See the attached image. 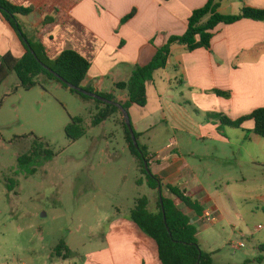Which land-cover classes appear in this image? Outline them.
<instances>
[{
    "label": "crops",
    "instance_id": "obj_1",
    "mask_svg": "<svg viewBox=\"0 0 264 264\" xmlns=\"http://www.w3.org/2000/svg\"><path fill=\"white\" fill-rule=\"evenodd\" d=\"M7 1L33 9L30 16L19 17L23 31L41 43L50 58L67 49L90 54L93 63L82 87L103 94L107 82L115 88L128 82L135 67L149 64L170 37L184 35L194 11L209 2L52 0L47 5V1ZM244 8L264 10V0H221L218 11L237 15ZM47 17L54 22L44 25ZM75 26L83 31L82 36ZM26 53L19 34L0 13V56L21 59ZM106 94L117 103L128 100V93L120 98ZM147 98L146 107L132 106L128 112L139 144L148 150L151 171L164 187L178 188L203 214L217 212L218 222L208 224L178 202L198 228L201 249L216 264L226 242L202 244L206 227L225 225L235 230L241 218L237 198L264 205V139L254 133V121L235 129L224 127L214 117L236 121L264 109V22L244 19L220 25L210 50L190 52L185 46H173L167 68L147 84ZM246 166L255 170L260 183L247 185ZM106 242V254L95 253L83 264H161L156 242L130 215L113 221Z\"/></svg>",
    "mask_w": 264,
    "mask_h": 264
},
{
    "label": "rangeland",
    "instance_id": "obj_2",
    "mask_svg": "<svg viewBox=\"0 0 264 264\" xmlns=\"http://www.w3.org/2000/svg\"><path fill=\"white\" fill-rule=\"evenodd\" d=\"M38 82L40 86L24 90L13 73L0 86V264H83L95 253L106 254L114 220L128 217L141 198L155 202L157 192L149 189L130 150L120 113L94 126L104 106L46 78ZM106 93L127 95L111 82ZM74 118L83 121L85 130L77 141L66 134ZM41 143L55 157L36 158L34 175L28 173L32 168L22 171L19 158ZM254 171L245 167L247 185L261 182ZM236 202L241 218L235 230L207 226L201 242H226L216 264H264L258 261L264 256V205L240 198ZM229 239L245 247L235 252ZM63 242L66 248L57 252Z\"/></svg>",
    "mask_w": 264,
    "mask_h": 264
},
{
    "label": "trees",
    "instance_id": "obj_3",
    "mask_svg": "<svg viewBox=\"0 0 264 264\" xmlns=\"http://www.w3.org/2000/svg\"><path fill=\"white\" fill-rule=\"evenodd\" d=\"M220 1L209 0L203 8L194 11L184 35L170 37L167 43L157 50L149 64L136 66L128 82L116 85L118 90L127 91L128 93V100L125 103H119L125 111L129 112L132 106L141 108L147 106V84L154 79L157 72L167 68L173 46H185L190 52L198 49L210 50L214 31L220 25H232L244 19L264 22V10L244 8L237 15H222L218 11ZM0 13L19 34L27 50V53L21 59H16L10 54L3 57L0 56V86L14 73L17 75L21 88L27 91L40 86L39 78H46L69 89L56 75L76 88H83L82 84L86 80L93 63V58L90 54L86 55L75 49H67L61 52L57 58L52 59L47 55L41 43L30 40L23 31L19 17L30 16L33 13L32 8L16 6L7 0H0ZM131 17L132 15L125 21ZM53 22L54 18L47 17L44 25ZM75 27V31L82 36L83 31L80 27ZM23 40L27 41L31 50L35 52L36 57L27 48ZM87 41L90 42V39L87 38ZM69 90L84 100H92L99 106H104V110L95 119L94 126L102 124L116 112L123 116L121 110L116 106L107 105L82 95L76 90ZM85 90L95 93L93 89ZM96 93L117 103L112 95ZM217 94L229 97L224 93L217 92ZM214 117L219 119L224 127L235 129L241 128L245 122L254 121V133L264 139V109L255 110L252 114L236 121L221 115H215ZM82 123L83 121L80 118H74L72 119V124L66 128V134L72 141H77L84 136L85 130L82 127ZM123 125L127 132L130 150L139 160L141 172L146 176L149 189L157 192V199L153 203L146 197L136 201V206L130 213L131 221L156 242L161 264H214L212 255L203 252L201 249L197 238L198 228L195 224H192L191 217L180 209L178 202L186 205L198 216L203 215V209L187 198L178 188L163 186L162 181L151 171L148 150L140 144L139 148H136L124 118ZM135 136L139 139V135L136 132ZM39 147V149H34L35 151L31 154L22 155L19 158V168L22 171L32 168L28 173L34 175L36 169H33V167L35 166L36 158L40 157L41 154L47 161L55 157V154L49 149V145L41 143ZM145 164L148 165L150 173L147 172ZM139 184L142 185L143 182L140 181ZM160 187L161 191H159ZM165 191H168L170 197L164 195ZM161 200L163 203H161ZM63 248H66L64 242L58 246L56 251L59 252ZM260 251L264 252V245L260 247ZM258 261L263 262L264 256L259 257ZM248 263L246 262L245 264Z\"/></svg>",
    "mask_w": 264,
    "mask_h": 264
},
{
    "label": "water",
    "instance_id": "obj_4",
    "mask_svg": "<svg viewBox=\"0 0 264 264\" xmlns=\"http://www.w3.org/2000/svg\"><path fill=\"white\" fill-rule=\"evenodd\" d=\"M23 41L26 44L27 48L31 51V53L36 57L35 52L33 50H31V48H30L29 44L27 43V41H25V40H23ZM56 77L59 78L61 81H63L69 87V89L76 90L77 92H79L82 95H86L88 97H91L92 99L98 100V101H100L102 103H105L107 105H113V106L118 107L121 110L122 114H123V117L125 119L127 128H128V130L130 132V135L132 137V140H133V143H134L135 147L139 148V142H138V139L135 136V132H134V129H133V126H132V123H131V119H130L129 113L127 111H125L123 109V107L119 103H116L114 101H110V100L102 97L101 95H99L97 93L88 92V91H86L83 88H76L73 85H71V84L67 83L66 81H64L63 79H61L58 75H56ZM145 167H146L147 172L150 173L151 171H150V169H149L147 164H145ZM159 191H161V187L159 188ZM161 203H163L162 200H161ZM192 224H193V222H192Z\"/></svg>",
    "mask_w": 264,
    "mask_h": 264
},
{
    "label": "built area",
    "instance_id": "obj_5",
    "mask_svg": "<svg viewBox=\"0 0 264 264\" xmlns=\"http://www.w3.org/2000/svg\"><path fill=\"white\" fill-rule=\"evenodd\" d=\"M202 220L208 224H215L218 222V215L216 211L209 210L202 215ZM233 250L238 251L245 247L243 243L236 244L230 243L229 245Z\"/></svg>",
    "mask_w": 264,
    "mask_h": 264
}]
</instances>
